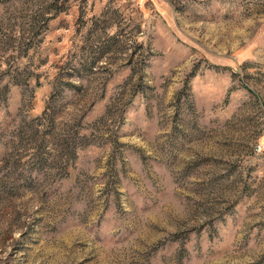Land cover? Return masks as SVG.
I'll return each instance as SVG.
<instances>
[{"label":"rangeland","instance_id":"obj_1","mask_svg":"<svg viewBox=\"0 0 264 264\" xmlns=\"http://www.w3.org/2000/svg\"><path fill=\"white\" fill-rule=\"evenodd\" d=\"M264 0H0V264H264Z\"/></svg>","mask_w":264,"mask_h":264},{"label":"built area","instance_id":"obj_2","mask_svg":"<svg viewBox=\"0 0 264 264\" xmlns=\"http://www.w3.org/2000/svg\"><path fill=\"white\" fill-rule=\"evenodd\" d=\"M255 150H256L257 153H262V152H264V141L261 142V143H259V144L257 145V147H256Z\"/></svg>","mask_w":264,"mask_h":264}]
</instances>
